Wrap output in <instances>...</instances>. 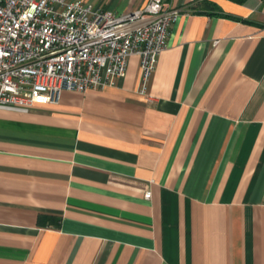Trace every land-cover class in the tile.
Instances as JSON below:
<instances>
[{
    "label": "crops",
    "instance_id": "crops-1",
    "mask_svg": "<svg viewBox=\"0 0 264 264\" xmlns=\"http://www.w3.org/2000/svg\"><path fill=\"white\" fill-rule=\"evenodd\" d=\"M163 2L143 91L132 55L114 86L0 110V264H264V0Z\"/></svg>",
    "mask_w": 264,
    "mask_h": 264
},
{
    "label": "built area",
    "instance_id": "built-area-1",
    "mask_svg": "<svg viewBox=\"0 0 264 264\" xmlns=\"http://www.w3.org/2000/svg\"><path fill=\"white\" fill-rule=\"evenodd\" d=\"M179 14L163 0L119 15L82 0H0V110L114 86L132 55L143 91Z\"/></svg>",
    "mask_w": 264,
    "mask_h": 264
}]
</instances>
